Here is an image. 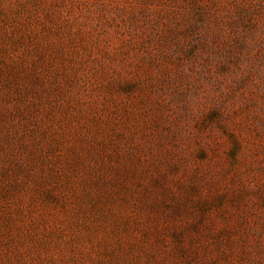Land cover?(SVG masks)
I'll list each match as a JSON object with an SVG mask.
<instances>
[{"label":"rangeland","instance_id":"1","mask_svg":"<svg viewBox=\"0 0 264 264\" xmlns=\"http://www.w3.org/2000/svg\"><path fill=\"white\" fill-rule=\"evenodd\" d=\"M0 264H264V0H0Z\"/></svg>","mask_w":264,"mask_h":264}]
</instances>
